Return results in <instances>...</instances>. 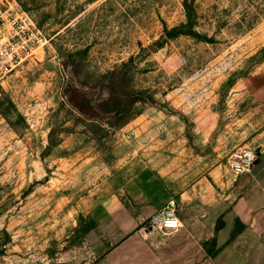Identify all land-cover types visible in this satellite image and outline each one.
<instances>
[{
	"label": "rangeland",
	"instance_id": "rangeland-1",
	"mask_svg": "<svg viewBox=\"0 0 264 264\" xmlns=\"http://www.w3.org/2000/svg\"><path fill=\"white\" fill-rule=\"evenodd\" d=\"M185 1L0 0L46 38L0 77V264H107L91 209L142 168L186 191L264 147V0H196L205 40Z\"/></svg>",
	"mask_w": 264,
	"mask_h": 264
},
{
	"label": "crops",
	"instance_id": "crops-1",
	"mask_svg": "<svg viewBox=\"0 0 264 264\" xmlns=\"http://www.w3.org/2000/svg\"><path fill=\"white\" fill-rule=\"evenodd\" d=\"M250 173L216 167L186 191L153 168L91 209L107 264H264V147ZM170 201L183 228L146 231ZM237 228L241 230L237 231Z\"/></svg>",
	"mask_w": 264,
	"mask_h": 264
},
{
	"label": "built area",
	"instance_id": "built-area-1",
	"mask_svg": "<svg viewBox=\"0 0 264 264\" xmlns=\"http://www.w3.org/2000/svg\"><path fill=\"white\" fill-rule=\"evenodd\" d=\"M18 18L0 26V77L10 75L32 52L44 45L46 38L35 27V23L24 12L17 13ZM34 23V24H33ZM9 27V31L7 28ZM258 158V150L242 148L229 160V166L235 176L250 173ZM183 228L176 201H170L166 207L155 214L147 223L146 231H178Z\"/></svg>",
	"mask_w": 264,
	"mask_h": 264
},
{
	"label": "trees",
	"instance_id": "trees-1",
	"mask_svg": "<svg viewBox=\"0 0 264 264\" xmlns=\"http://www.w3.org/2000/svg\"><path fill=\"white\" fill-rule=\"evenodd\" d=\"M184 9L187 17V23L183 24L182 27L186 28L189 33H181V35L189 36L196 39H206L207 37H203L198 33L195 29L197 28L198 21L200 19L198 15V9L196 6V0H186L184 2ZM241 230L237 228V231ZM5 256V251L0 253V258Z\"/></svg>",
	"mask_w": 264,
	"mask_h": 264
}]
</instances>
